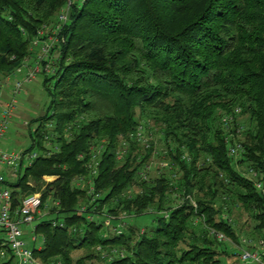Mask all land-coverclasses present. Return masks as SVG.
Masks as SVG:
<instances>
[{
	"label": "trees",
	"instance_id": "trees-1",
	"mask_svg": "<svg viewBox=\"0 0 264 264\" xmlns=\"http://www.w3.org/2000/svg\"><path fill=\"white\" fill-rule=\"evenodd\" d=\"M69 1L0 0V78L5 79L32 54L39 32L68 9L61 41L51 49V55L57 53L56 71L45 79L46 87L53 82L48 88L53 114L37 120L25 152L38 146L52 154L24 170L21 165L16 182L3 183L11 190L13 215L25 194L42 192V209L50 206L47 215L56 216L37 218L34 233L42 245L33 248L35 258L86 264L101 259L94 253L97 246H115L126 256L103 264H228L229 246L210 234L215 230L239 243L225 212L243 207L264 236V0ZM235 108L246 118L240 122L244 150L237 159L228 154L221 121ZM50 122L54 127L46 131ZM141 125L146 131L159 127L178 179L165 174L142 179L152 149L146 156L137 153L140 146L130 139ZM46 136H53L51 148L42 146ZM121 137L130 150L118 161ZM102 144L96 198L89 204L88 189L74 181L90 175L91 147ZM238 167L254 169L263 190ZM45 176L56 179L46 183ZM135 186L142 193L128 192ZM147 211L156 213V225L142 235L133 226L120 236L110 229L102 234L105 223L96 218ZM3 243L0 237V250L7 253L0 264H14ZM83 249L88 253L74 260L73 253Z\"/></svg>",
	"mask_w": 264,
	"mask_h": 264
},
{
	"label": "built area",
	"instance_id": "built-area-1",
	"mask_svg": "<svg viewBox=\"0 0 264 264\" xmlns=\"http://www.w3.org/2000/svg\"><path fill=\"white\" fill-rule=\"evenodd\" d=\"M71 4V0L69 1V5ZM68 20V9H62L58 15L57 23L53 25V27H44L40 32L38 38H36L32 44V51L36 47L41 48V53L38 55L36 60H31L30 56L27 57L23 64L19 66L13 74H24V69L26 72L24 74V80L18 81L14 88H13V95L16 96L21 94L24 89V83L33 81L37 75L43 72H47V74H53L56 71V67L50 65L49 63L44 66V62L48 59L49 54H51V49L55 43H59L61 39L58 37L63 25ZM47 35H50L49 41H46ZM62 41H64L62 39ZM51 56V55H50ZM11 74V75H13ZM9 77L6 78L8 80ZM3 85L0 84V96L2 95ZM16 101L12 99L10 103L6 105V108L2 114V120L0 122V140L4 137L6 130L9 126L10 120L14 111L16 109ZM241 115V108H235L232 113L225 114L222 116L221 121L222 125L226 130L225 134V142L227 144L228 154L230 157L235 159L239 158L243 153V131L245 130L243 126L238 121V117ZM50 129L54 127L52 122L47 124ZM70 128V127H69ZM69 129H66V136L68 137L70 134L68 133ZM233 130V131H232ZM146 130L141 125L137 128V130L130 134V139L135 140L136 143L141 146L145 151L152 149V144L149 143L150 140L146 137ZM52 132H50L51 134ZM54 135V133H53ZM53 136H46L45 139L50 140ZM50 142V141H49ZM52 143L50 142L49 148H51ZM57 149V148H56ZM92 158L88 163V168L90 170L89 176H82L77 178L74 181V184L78 187H83L88 189V195L92 197L90 203H93L96 198L95 195V187H94V177L98 174V166L100 161L101 150L104 149V145L99 146H92ZM130 150V142L121 137L120 145L115 153L116 159L118 161H122L128 155ZM26 155L29 154L30 165L34 160H36L39 156L36 153H25ZM17 152H1L0 151V232L3 233L4 243L8 246L11 254L14 258V264H46L42 261H39L35 258L33 249H31L26 241L24 240V231L23 226L32 227V234L33 237L31 239L32 242L38 241L37 236L34 233L35 226L34 223L37 221L38 217L41 215L42 210V192H36L33 194H25L22 197L21 205L18 210L13 215L12 211V197L10 190L3 185L5 181H7L6 175L4 173L5 169H9L11 171V177L17 178L19 169L24 162V155ZM52 153L51 151H44L42 155L50 156ZM82 157V156H81ZM183 159L190 160L187 153L183 155ZM145 163V162H144ZM143 163V164H144ZM29 165V166H30ZM162 168H169L173 169V166L169 163L162 164ZM150 169L149 166H144L141 170L140 176L144 181L148 180V170ZM250 175L252 176L251 179L255 180V186L258 190H263V183L258 181V173L254 169L249 170ZM250 178V177H249ZM52 179H56L53 176H45L44 181L49 183ZM53 181V180H52ZM29 185L33 186V183L29 182ZM46 186L44 185L43 189ZM137 192L142 193L141 189L138 186L133 187L130 192ZM194 207H197L195 201L192 202ZM56 206H59V202H55ZM226 205V204H225ZM49 206H46V209ZM227 208V207H226ZM224 207V209L226 210ZM87 210L86 205H82L80 208L81 212H85ZM49 213V212H48ZM47 213V214H48ZM104 223L105 226L108 227L111 232L117 236H120L124 233V227H126V223H124V218L126 213H123V216H113L104 214ZM103 216V215H101ZM164 216L167 218L168 214L164 213ZM95 215L89 214V220H94ZM229 223L231 222L230 218L227 215H223ZM113 222H117L116 226H113ZM54 226L58 225L57 222H54ZM63 226L62 224H60ZM144 230L142 229L140 234L142 235ZM210 234L215 236L221 242H227L228 238L225 234L221 232H216L215 230H210ZM245 244L246 249H242V253L239 255L242 264H264V236L259 241L253 240H242L239 241V245L241 249V245ZM39 248V247H38ZM97 255L100 256L101 260L103 261H113L114 259L125 257L126 250L120 249L115 246H97L95 248ZM0 257L5 259L7 258V253L5 249L0 250Z\"/></svg>",
	"mask_w": 264,
	"mask_h": 264
},
{
	"label": "rangeland",
	"instance_id": "rangeland-1",
	"mask_svg": "<svg viewBox=\"0 0 264 264\" xmlns=\"http://www.w3.org/2000/svg\"><path fill=\"white\" fill-rule=\"evenodd\" d=\"M50 35H47L46 41H49ZM56 44V43H55ZM41 53V48L36 47L33 49L32 54L30 55L31 60H36L38 55ZM48 56V63L50 65H54L55 57L57 56V53H54L50 56ZM26 72V69H24V74ZM24 74H13L11 77L6 80L5 78H0V84L3 85L2 89V95L0 96V122L2 120V114L4 109L6 108V105L14 99L16 101V109L14 111V114L12 115V118L10 120L9 126L6 130V133L4 137L0 140V151L1 152H17L20 154H25V152L32 146V138L31 133H34L39 126V122L37 121L41 117H44L46 114L49 113V115H52L53 112L49 110L50 104H51V97L48 91V88H52L53 82L50 86L46 87L45 85V79L48 75L47 72L40 73L37 75V77L31 81L24 83V89L21 92V94H18L16 96L13 95L12 91L15 86V84L18 81L24 80ZM47 74V75H46ZM50 75V74H49ZM246 118L244 116L239 115L238 121L241 123H244ZM50 127L46 124V131H48ZM245 129V128H244ZM51 132V131H50ZM146 137L150 140L149 143L152 144V153L149 156V158L145 161V163L142 165V168L144 166H149L150 169L148 170V180L152 181L155 178H158L162 176V174H165L170 177H174V179H178L181 174L178 172L177 167H173V169L169 168H162V164L169 163L171 164L169 152L164 145V143L161 141L160 138V131L159 127L152 126L150 130L146 132ZM244 139V135L242 136ZM43 147H49L50 142L49 140H45L42 142ZM30 153H36L38 155H42L44 153L43 148L35 146L34 149ZM137 153H141L146 156L147 152L140 146V149ZM30 159L29 154L24 155V162H23V170L27 168L30 165ZM141 168V169H142ZM245 176L248 178H252V176L249 173V169L247 168H240ZM4 173H6L7 181L10 183L16 182L17 178H12L11 171L9 169H5ZM10 173V174H9ZM54 181V179H52ZM52 180L50 182H52ZM31 183H33V180H30ZM10 190V189H9ZM11 192V190H10ZM177 195H179L176 190L171 191L172 198H175ZM225 208H228V205H225V203L222 204ZM230 207V206H229ZM50 206L46 209L41 210V215L39 216H45L49 212ZM226 211V210H225ZM123 216V213L120 214ZM119 215V216H120ZM224 215H227L228 218L231 220V224H234L236 230H237V236L239 241H242L244 239L246 240H253V241H259L262 238V235L258 234L255 230V221L243 207L237 206L232 208V213L228 214V212H225ZM105 215L103 216H96V218H99L101 221H104ZM124 218V223H126V227H124V232L129 227L133 226L136 229H143L144 233L148 231L147 227H154L156 225L155 217L156 213L147 211L142 215L139 216H129ZM55 215H47L45 219H54ZM95 218V217H94ZM37 221H35L34 226H36ZM113 226H116L118 223L113 222ZM23 230L25 232L24 239L27 243V245L33 249L34 247L38 248L40 245H42V237H38V241L32 242L31 239L33 237L32 231L30 229H27L26 227H23ZM102 234L109 233V228L104 226L102 229ZM111 234H113L111 232ZM264 234V233H263ZM3 233L0 232V237H3ZM228 238V237H227ZM229 246V249L231 251L230 255L224 256L225 261L228 264H242L240 259V254L242 253V249H246V245L242 243L241 249L239 243L236 241H233L232 239L228 238L227 242H224ZM88 251L85 249L83 250H77L73 253L74 260H78L81 257H84ZM94 253H96L94 249ZM97 254V253H96ZM103 260H89L86 262V264H103Z\"/></svg>",
	"mask_w": 264,
	"mask_h": 264
},
{
	"label": "crops",
	"instance_id": "crops-1",
	"mask_svg": "<svg viewBox=\"0 0 264 264\" xmlns=\"http://www.w3.org/2000/svg\"><path fill=\"white\" fill-rule=\"evenodd\" d=\"M6 174V173H5ZM10 174V173H9ZM23 227H26L27 229H30L32 231V227H28V226H23ZM23 229V228H22ZM24 231V230H23ZM24 236H25V232H24ZM23 236V238H24ZM25 240V239H24ZM39 248H41V245L39 246Z\"/></svg>",
	"mask_w": 264,
	"mask_h": 264
}]
</instances>
